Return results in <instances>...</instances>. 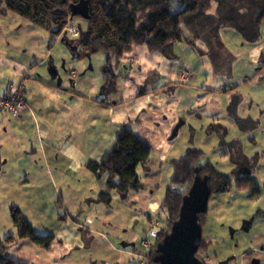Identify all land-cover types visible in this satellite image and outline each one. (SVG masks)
Here are the masks:
<instances>
[{"label":"crops","instance_id":"0c3cea01","mask_svg":"<svg viewBox=\"0 0 264 264\" xmlns=\"http://www.w3.org/2000/svg\"><path fill=\"white\" fill-rule=\"evenodd\" d=\"M62 37L50 46L36 24L12 11L0 13V95L23 85L28 104L19 115L0 109V256L20 264H137L145 232L165 217L161 202L172 176L170 160L185 152L179 137L190 118L209 138L239 131L258 144L251 134L264 125V66L258 82L246 88L256 109H232L227 116L228 97L244 85L210 81L226 74V65L232 70L231 55L238 57L224 42L212 62L202 40L196 42L200 52L184 41L168 51L136 44L122 55L114 67L119 76L108 85V54L77 59ZM263 48L259 43L251 49L252 60ZM125 126L151 143L149 169L138 168L140 189L126 198L112 190L106 202L99 196L109 191L108 175L97 176L88 163H101ZM232 138L239 149L235 165L256 155L259 166L264 162V153L247 155L240 150L241 137ZM202 146L197 148L204 156ZM11 206L35 233L54 237L49 247L29 239L6 241L18 237Z\"/></svg>","mask_w":264,"mask_h":264},{"label":"trees","instance_id":"16d2710c","mask_svg":"<svg viewBox=\"0 0 264 264\" xmlns=\"http://www.w3.org/2000/svg\"><path fill=\"white\" fill-rule=\"evenodd\" d=\"M79 1L0 0V13L6 15L12 11L36 24L48 34L50 46L58 37L65 36L69 45L77 46V59L106 52L108 57L104 74L108 85L119 76L115 74L114 67L120 65L122 55L131 51L136 44L146 43L153 50L168 51L174 43L184 41L200 52L196 42L202 40L209 47L208 53L215 58L216 48L221 46L222 28H234L245 41L255 43L260 39L264 21V0H88L90 17L85 19L77 15L71 19V5ZM75 18L84 19L86 24L77 23L79 35L71 38L66 30ZM152 148L147 139L125 126L103 161L88 163L97 176L108 175L109 191L101 193L99 199L110 202L112 190L126 198L130 190L140 189L142 184L138 168L149 169ZM202 156V149L189 147L180 157L170 160L174 172L161 202L166 210L169 226L163 231V235L178 218L182 197L188 192L198 166L201 174L211 177V196L230 189L231 176L217 169L211 161L201 162ZM257 165V155L247 159L245 163H239L241 173L237 176L236 186L249 191L251 196H257L261 192L251 174ZM176 184L186 185L187 189L179 191L173 188ZM206 215L207 212L200 215L201 225L204 224ZM11 217L18 229V237L9 236L7 242L29 239L42 247L50 246L54 237L35 233L17 206H11ZM211 243V238L202 237L198 252L209 250ZM154 254L155 251L150 256L151 264H156ZM204 263L206 264L205 261ZM0 264L20 263L3 254L0 256Z\"/></svg>","mask_w":264,"mask_h":264},{"label":"rangeland","instance_id":"374dc122","mask_svg":"<svg viewBox=\"0 0 264 264\" xmlns=\"http://www.w3.org/2000/svg\"><path fill=\"white\" fill-rule=\"evenodd\" d=\"M77 23L85 25L86 21L82 18H75L73 23L67 28L78 29ZM263 26L264 21L262 22V28ZM220 33V41L222 43L224 42L225 46L232 48L238 57L234 58V56L231 55L229 58V65H234H232V70H230L227 65V69L224 67L227 75L225 73H221L222 75L217 74L215 77H212L210 81H215L216 84L225 83L231 86L239 82L240 86L244 85V89H241L236 95H230L228 97L227 104L229 107L227 106V116L231 115V111L233 110L235 113L237 110L242 112L245 108L250 109V107L251 109H256L254 106L256 102L252 105V103L247 100L249 95H247L246 88L258 82L256 75L257 71H260L262 66H264V48L263 55L260 54L262 57L259 56L256 60H252L250 51L252 48H256L259 43L264 44V36H261V39L255 43H249L245 41L241 34L234 28H222ZM207 54H209L207 58L212 62V59L215 58L210 53ZM231 71L233 72L232 75ZM245 78H248L247 82H244ZM208 108L207 106V109ZM257 111H259L258 107ZM193 118L195 117L190 118V124H186L180 131V148H184V151H186L189 147H199L203 145L202 147L205 153L200 161L205 162V160H211V162L216 165L217 169L231 176L230 189L226 192L214 193L209 200L207 215L202 225V235L205 239L211 238L212 243L209 250H200L197 256L205 261L206 264H219L221 260L230 255H236V260L229 264H252L254 259H260L264 264V162L261 160L262 164L260 166L258 164L256 169L251 173L254 176L256 186L261 190L259 195L251 196L249 191L241 190L236 186V179L241 173V170L239 166L235 165L232 161V158L239 154V149L234 146L233 135H239V137H241L240 142L242 146L240 145V150L243 149L245 154L249 155V153L260 152L258 155H263L264 125L254 128L251 136H254L255 140L258 142L257 145H254L253 141H250L247 136H242L243 133L239 131H234L233 133L231 131L227 136L217 134L209 138L205 133L202 134L200 132V124ZM194 124L196 126L192 128ZM244 171L245 170H243V173ZM169 172H171L170 175H173L174 168L172 166H170ZM147 185H150V182H147ZM173 188L184 192L187 186L176 184ZM162 209L165 214V217H161L164 218L161 219L162 224L153 223L150 226L156 228L161 227V234H163V231L169 226L166 210L163 206ZM250 219H253V221L249 229L246 230L244 224Z\"/></svg>","mask_w":264,"mask_h":264},{"label":"water","instance_id":"95a60500","mask_svg":"<svg viewBox=\"0 0 264 264\" xmlns=\"http://www.w3.org/2000/svg\"><path fill=\"white\" fill-rule=\"evenodd\" d=\"M71 19L80 15L85 19L90 17L88 0H80L71 5ZM67 34V33H66ZM65 34V35H66ZM62 41L77 52V46H71L65 41V36ZM50 72L57 73L54 69ZM184 124L180 121L174 128L175 135L179 128ZM211 177L208 174H201L200 166L195 170V176L187 193L182 197L179 215L171 224L170 230L166 232L157 242L154 254V262L156 264H205L204 261L197 256V252L202 241V225L200 215L208 211V204L212 194L210 184ZM253 219L245 222L246 230L251 226ZM236 260V255L221 260L219 264H229ZM252 264H261L260 259H254Z\"/></svg>","mask_w":264,"mask_h":264},{"label":"built area","instance_id":"2783aa9c","mask_svg":"<svg viewBox=\"0 0 264 264\" xmlns=\"http://www.w3.org/2000/svg\"><path fill=\"white\" fill-rule=\"evenodd\" d=\"M69 37L75 38L79 35L78 29L67 28ZM25 87L12 86L6 95H0V109L9 110L15 115H19L26 107L27 101L24 97ZM160 228L150 227L144 238L141 240V251H137V264H151L150 256L155 251L157 242L162 238Z\"/></svg>","mask_w":264,"mask_h":264},{"label":"bare ground","instance_id":"6f19581e","mask_svg":"<svg viewBox=\"0 0 264 264\" xmlns=\"http://www.w3.org/2000/svg\"><path fill=\"white\" fill-rule=\"evenodd\" d=\"M161 228V227H160ZM161 230V229H160ZM162 233V232H161ZM162 235V234H161Z\"/></svg>","mask_w":264,"mask_h":264},{"label":"flooded vegetation","instance_id":"af4514ba","mask_svg":"<svg viewBox=\"0 0 264 264\" xmlns=\"http://www.w3.org/2000/svg\"><path fill=\"white\" fill-rule=\"evenodd\" d=\"M261 264H263V263L261 262Z\"/></svg>","mask_w":264,"mask_h":264}]
</instances>
